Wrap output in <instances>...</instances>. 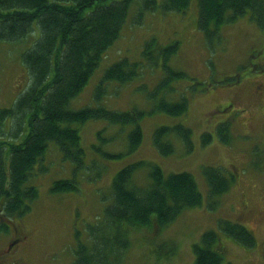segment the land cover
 <instances>
[{
  "label": "rangeland",
  "instance_id": "1",
  "mask_svg": "<svg viewBox=\"0 0 264 264\" xmlns=\"http://www.w3.org/2000/svg\"><path fill=\"white\" fill-rule=\"evenodd\" d=\"M138 3L129 5L118 39L68 106L74 111L102 106L131 113L134 121L138 112L142 113L136 121L141 142L134 152L129 151L127 134L135 126L133 122L121 126L89 120L79 126L84 166L78 170L50 142L42 161L44 169L28 180L37 188L38 197L30 203L28 213L8 221V230L0 231V251L6 245L12 248L4 254L2 264H72L75 233L81 244L89 243L88 226L98 223L104 206L112 201L114 174L137 162L158 166L164 176L189 173L202 202L182 210L165 227L152 224L128 230L129 245L120 264H193V246L200 244L204 232L212 230L217 234L221 264H264V29L247 12L224 23L219 38L208 42L198 29L196 0L181 14L156 10L137 16ZM37 37L35 30L21 42L0 41V108H11L16 96L28 87L21 56ZM172 46L176 49L167 65L185 76L169 80L166 90L156 91L164 70L159 57L157 64H149L147 55L156 56ZM121 59L138 63V76L123 84L109 81L105 94L96 100L93 92L104 70ZM160 99H186V114L156 111ZM177 124L190 130L191 149L186 150L179 137L168 134L165 138L173 145V152L164 157L152 144L154 130ZM218 127L225 128L222 138L217 135ZM203 134L211 136L206 144L201 143ZM104 153L119 156L107 158ZM209 166L221 168L229 180V189L220 196L208 195L203 169ZM149 168L141 165L135 169L131 176L134 188L146 189ZM73 177L78 181L76 191H50L53 182ZM223 221L246 227L255 237V246L243 248L228 238L218 227Z\"/></svg>",
  "mask_w": 264,
  "mask_h": 264
},
{
  "label": "trees",
  "instance_id": "2",
  "mask_svg": "<svg viewBox=\"0 0 264 264\" xmlns=\"http://www.w3.org/2000/svg\"><path fill=\"white\" fill-rule=\"evenodd\" d=\"M136 0H0V41L21 42L37 30L32 46L22 52L21 63L29 77L28 87L17 95L11 108H0V231L6 224L22 217L30 210L31 202L39 193L28 180L42 171V161L53 142L63 159L71 161L75 169L84 166V150L80 146L79 126L89 120H105L108 124L135 126L127 134L128 149L134 152L141 142L140 127L131 113L116 112L100 107H86L74 111L68 102L76 98L88 84L100 59L119 37L127 19L129 5ZM191 0H139L137 16L158 10L162 13H185ZM197 25L208 42L219 38L224 23L250 13L251 20L264 29V0H196ZM35 29V30H34ZM153 40V39H152ZM149 44V43H148ZM145 45L144 53L149 46ZM173 46H176L173 44ZM164 47L155 55L148 54L149 64H157L158 57L164 77L155 90H166L169 80L183 79L185 74L172 70L167 63L176 47ZM157 54H159L157 56ZM138 63L121 59L108 66L93 94L99 100L109 81L128 83L138 76ZM156 111L169 115L186 114L187 101L169 102L160 99ZM7 129L3 130L4 124ZM225 128L217 129L222 138ZM173 134L191 149L190 130L183 125L159 127L154 130L152 144L159 154L173 152V145L165 137ZM211 140L210 134L201 135V143ZM115 158L117 154H103ZM147 165L150 182L146 189L134 188L135 169ZM208 195L220 196L230 187L222 169H203ZM110 185L111 203L103 208L96 225L88 226V244H81L75 233L76 248L72 264H120L129 242L128 230L148 228L152 224L167 226L184 209L199 206V194L193 176L178 172L164 176L158 166L144 162L126 165L116 172ZM75 178L55 181L52 192L76 191ZM101 220V221H100ZM100 221V222H99ZM228 238L243 248L255 246V237L238 223L223 221L218 224ZM200 244H195L193 264H221L222 255L216 249L215 231L204 232Z\"/></svg>",
  "mask_w": 264,
  "mask_h": 264
},
{
  "label": "flooded vegetation",
  "instance_id": "3",
  "mask_svg": "<svg viewBox=\"0 0 264 264\" xmlns=\"http://www.w3.org/2000/svg\"><path fill=\"white\" fill-rule=\"evenodd\" d=\"M7 246L8 245L5 246V249L3 251H0V264H2L4 262V260H5L4 259L5 258L4 257V254L12 250L11 247L10 248H7Z\"/></svg>",
  "mask_w": 264,
  "mask_h": 264
},
{
  "label": "bare ground",
  "instance_id": "4",
  "mask_svg": "<svg viewBox=\"0 0 264 264\" xmlns=\"http://www.w3.org/2000/svg\"><path fill=\"white\" fill-rule=\"evenodd\" d=\"M207 181V180H206ZM209 189V188H208ZM220 253V252H219Z\"/></svg>",
  "mask_w": 264,
  "mask_h": 264
}]
</instances>
